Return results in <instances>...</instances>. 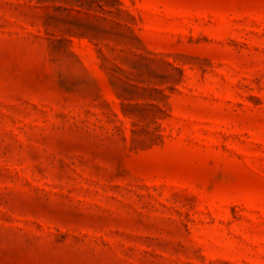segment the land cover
<instances>
[{"label": "rangeland", "instance_id": "374dc122", "mask_svg": "<svg viewBox=\"0 0 264 264\" xmlns=\"http://www.w3.org/2000/svg\"><path fill=\"white\" fill-rule=\"evenodd\" d=\"M0 264H264V0H0Z\"/></svg>", "mask_w": 264, "mask_h": 264}]
</instances>
